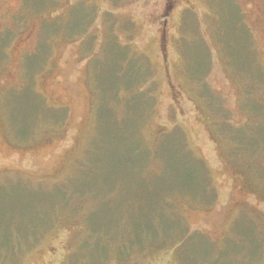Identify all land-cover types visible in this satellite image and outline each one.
I'll list each match as a JSON object with an SVG mask.
<instances>
[{
    "label": "rangeland",
    "instance_id": "1",
    "mask_svg": "<svg viewBox=\"0 0 264 264\" xmlns=\"http://www.w3.org/2000/svg\"><path fill=\"white\" fill-rule=\"evenodd\" d=\"M0 264H264V0H0Z\"/></svg>",
    "mask_w": 264,
    "mask_h": 264
}]
</instances>
